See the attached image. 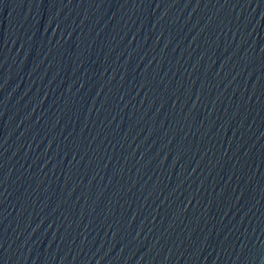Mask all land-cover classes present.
Segmentation results:
<instances>
[{
    "label": "water",
    "instance_id": "obj_1",
    "mask_svg": "<svg viewBox=\"0 0 264 264\" xmlns=\"http://www.w3.org/2000/svg\"><path fill=\"white\" fill-rule=\"evenodd\" d=\"M0 264H264V0H0Z\"/></svg>",
    "mask_w": 264,
    "mask_h": 264
}]
</instances>
